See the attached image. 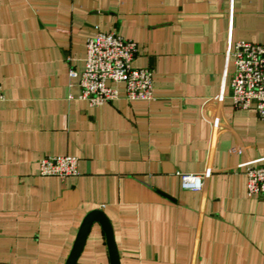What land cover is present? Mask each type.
I'll list each match as a JSON object with an SVG mask.
<instances>
[{"label":"crops","instance_id":"0c3cea01","mask_svg":"<svg viewBox=\"0 0 264 264\" xmlns=\"http://www.w3.org/2000/svg\"><path fill=\"white\" fill-rule=\"evenodd\" d=\"M98 32L136 43L150 101L78 99L69 72ZM236 42L264 44V0H0V264H65L93 211L119 264H264V196L244 175L264 166V122L232 107ZM60 156L75 175H40ZM206 169L201 192L181 188L176 173ZM76 264H110L98 222Z\"/></svg>","mask_w":264,"mask_h":264},{"label":"built area","instance_id":"2783aa9c","mask_svg":"<svg viewBox=\"0 0 264 264\" xmlns=\"http://www.w3.org/2000/svg\"><path fill=\"white\" fill-rule=\"evenodd\" d=\"M137 45L114 32H98L86 41L84 69L81 73L69 72L71 79H78L79 100L97 107L118 100V87L123 86L128 101H150L153 90V69L133 68ZM227 55L233 58V73L229 78L232 107L235 110H254L264 122V44L236 42ZM221 98V96H219ZM4 94L0 85V101ZM215 131L221 126L212 120ZM230 153L240 151L232 147ZM77 158L73 156L46 157L39 162L42 176L65 178L76 174ZM211 171L197 174L176 173L183 190L201 192ZM246 194L248 197L264 196V166H247Z\"/></svg>","mask_w":264,"mask_h":264},{"label":"water","instance_id":"95a60500","mask_svg":"<svg viewBox=\"0 0 264 264\" xmlns=\"http://www.w3.org/2000/svg\"><path fill=\"white\" fill-rule=\"evenodd\" d=\"M94 222H98L105 233L106 243L110 255V264H119L110 223L100 211H93L84 218L79 229L78 235L76 237L75 243L73 245L72 251L65 264H76L77 259L83 249L86 237Z\"/></svg>","mask_w":264,"mask_h":264}]
</instances>
